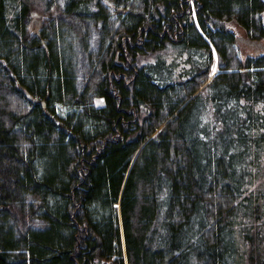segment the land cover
<instances>
[{
	"label": "trees",
	"instance_id": "trees-1",
	"mask_svg": "<svg viewBox=\"0 0 264 264\" xmlns=\"http://www.w3.org/2000/svg\"><path fill=\"white\" fill-rule=\"evenodd\" d=\"M37 1L0 0V264H264V0Z\"/></svg>",
	"mask_w": 264,
	"mask_h": 264
},
{
	"label": "rangeland",
	"instance_id": "rangeland-1",
	"mask_svg": "<svg viewBox=\"0 0 264 264\" xmlns=\"http://www.w3.org/2000/svg\"><path fill=\"white\" fill-rule=\"evenodd\" d=\"M27 3L29 4V9H30V15L28 17L27 23H28V27H29L31 33H36L37 31H39L41 29V27L45 24V21L47 19L55 17L57 15V13H56V15L52 16L53 14L45 12L43 7L38 3L37 0H27ZM262 19L264 21V12L262 13ZM239 31L240 30H238L234 27V32H235L236 36L242 35ZM97 35H98V32L95 33L94 38H93V44H95L96 46L99 42V38ZM263 41H264V39H263ZM245 50L248 52L251 49H249L247 47ZM217 63H218V61L216 60V63L210 72V77H212L218 71ZM76 72L79 75L80 79H82V77L86 74L85 70H84V65L79 61V59H77V61H76ZM260 182H254L248 188V192H250L251 190H256L258 185L260 184ZM263 219H264V217L261 216V218L258 222H262ZM33 226L39 227L40 224L36 221ZM242 264H246V260Z\"/></svg>",
	"mask_w": 264,
	"mask_h": 264
},
{
	"label": "water",
	"instance_id": "water-1",
	"mask_svg": "<svg viewBox=\"0 0 264 264\" xmlns=\"http://www.w3.org/2000/svg\"><path fill=\"white\" fill-rule=\"evenodd\" d=\"M236 40L238 42L244 43V44H246L247 46H250V47H254V48H257V49L264 48V44L261 41L250 40L249 38H246V37H237ZM26 96H27L28 99L32 100L33 103L36 102V99L32 98V96L30 94L26 93ZM41 103H42V106L44 107L45 106L44 102L42 101Z\"/></svg>",
	"mask_w": 264,
	"mask_h": 264
},
{
	"label": "bare ground",
	"instance_id": "bare-ground-1",
	"mask_svg": "<svg viewBox=\"0 0 264 264\" xmlns=\"http://www.w3.org/2000/svg\"><path fill=\"white\" fill-rule=\"evenodd\" d=\"M250 39V38H249ZM250 40H253V39H250ZM254 41H257V40H254ZM238 42V41H237ZM239 43H241V42H239ZM241 44H243L245 47H248L249 49H254V50H256L257 48H254V47H250V46H247L246 44H244V43H241ZM217 60V59H216ZM216 60L214 61V64H213V66L215 65V63H216ZM217 66L219 67V63H217Z\"/></svg>",
	"mask_w": 264,
	"mask_h": 264
}]
</instances>
